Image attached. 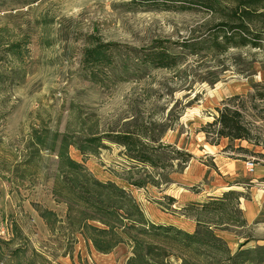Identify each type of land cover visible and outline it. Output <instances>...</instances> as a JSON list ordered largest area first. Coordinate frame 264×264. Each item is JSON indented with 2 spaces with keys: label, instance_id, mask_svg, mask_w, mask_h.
<instances>
[{
  "label": "rangeland",
  "instance_id": "1",
  "mask_svg": "<svg viewBox=\"0 0 264 264\" xmlns=\"http://www.w3.org/2000/svg\"><path fill=\"white\" fill-rule=\"evenodd\" d=\"M167 6L142 0H0V242L10 249L26 245L28 260L125 264L131 255L125 244L109 254L97 253L67 229L65 195L56 185L61 174L58 158L53 152L38 151L33 141L37 132L48 133L49 139L54 133L68 134L79 144L90 135L144 134L155 139L152 146L189 152L192 161L209 166L211 160L204 153L209 144L200 129L212 123L226 98L242 96L234 106L242 111L259 145L244 141L231 145L256 155L225 151L226 140L216 149L252 162L256 170L264 166V157L258 155L264 156V99L255 96L264 94V22L254 21L263 32L259 48H229L217 54L205 44L195 54L173 50L182 59L172 69H135L128 59L131 50H146L156 41L205 39L219 21L201 8ZM92 37L117 50L118 67L99 72L95 81L81 63ZM19 42H29L22 58L6 51ZM69 155L95 179L112 181L127 191L150 222L195 230L194 212L182 211V205L167 207L164 198L165 187L181 185L179 176L185 174L189 180V169L184 170L173 153L160 151L156 156L166 169L136 163L123 148L107 141L94 154L70 147ZM249 174L236 181L245 183L241 193L250 198ZM208 183L204 179L200 184ZM201 185L188 189L197 192ZM39 208L57 215L60 222L53 230L37 215ZM230 209L223 215V226L215 228L229 252L264 247V213L256 224L242 226V211ZM166 249L173 254L168 263L180 264L182 253ZM187 257L192 264H204L193 255Z\"/></svg>",
  "mask_w": 264,
  "mask_h": 264
},
{
  "label": "trees",
  "instance_id": "2",
  "mask_svg": "<svg viewBox=\"0 0 264 264\" xmlns=\"http://www.w3.org/2000/svg\"><path fill=\"white\" fill-rule=\"evenodd\" d=\"M147 4H167L179 6L177 9L192 10L201 8L211 12L219 21L213 26V32L207 38H195L172 43L169 41H156L146 50L130 52L131 62L135 69H172L179 65L182 56L173 50H188L198 53L200 47L209 44L207 49L217 54H223L229 48L250 47L259 48L262 33L254 21L264 22V0H142ZM221 20V21H220ZM89 47L83 49L82 67L89 71L92 81H95L99 72L115 69L117 62L114 53L115 46L103 44L93 37L90 38ZM26 43H12L6 49L11 55L22 58L27 55ZM133 53V54H132ZM127 65L123 63L122 66ZM258 99H264L263 93H257ZM242 96L226 98L216 108L217 115L212 123L200 129L205 136L206 143L217 146L222 140H228L225 151L232 150L238 153L256 154L244 147H233V142H246L257 147L259 142L252 135L249 124L244 119L239 107L234 106ZM48 133L37 132L33 141L38 151L53 152L58 158V170L61 174L56 177V185L64 192L66 205V226L74 234H79L91 243L97 253L109 254L119 245H129L131 255L125 264H169L171 253L168 248H174L182 253L178 258L180 264H192L188 255L195 256L204 264H264V247L254 250H241L231 254L226 242L215 234V228L223 226V215L230 212V207H237L240 199H249V196L240 192L229 190L221 197H214L200 205L189 204L182 211L194 212L195 230L185 232L174 225L154 224L150 222L140 209L135 199L112 181L101 182L91 176L82 164L74 161L69 155V148L74 147L80 154L90 152L94 154L104 141L114 143L123 148L124 153L134 162L153 169H166L156 159L160 151L171 152L181 166L193 159L189 152H180L171 146L156 147L146 136L129 133L110 135L85 136L79 144L68 134L51 135L48 143ZM259 156L264 157L262 154ZM244 160V159H242ZM141 188V187H139ZM167 207L173 205V198L164 197ZM177 212V211H175ZM37 215L43 220L47 228L54 229L60 222L57 215L46 209H36ZM229 215V214H228ZM211 217V218H209ZM215 218H218L215 220ZM229 220V218H228ZM241 225H247L241 220ZM15 236L21 240L18 230L13 229ZM16 249L0 242V263L2 264H36L28 260L27 246L20 244ZM194 264V263H193Z\"/></svg>",
  "mask_w": 264,
  "mask_h": 264
},
{
  "label": "crops",
  "instance_id": "3",
  "mask_svg": "<svg viewBox=\"0 0 264 264\" xmlns=\"http://www.w3.org/2000/svg\"><path fill=\"white\" fill-rule=\"evenodd\" d=\"M218 146H205L206 150L204 153L210 158L211 165L205 166L203 163H197V161L192 160L184 164L186 166L184 170L189 169V180H186L188 178L184 177L185 174L179 176L180 180L178 182L181 185L177 183L175 186L165 187L164 197L173 198L175 200L173 205H182L184 207L189 204L200 205L214 197H220L229 190L243 193L245 183L237 182V177L245 178L250 175L249 173H252V178H250L252 186L251 190H249L251 197L249 199H240L238 209L242 211L243 220H245L247 225H254L264 213V180H262L264 179V166H261V170H256L255 167V169L249 171L245 160L227 157L226 153L216 149ZM204 179L209 183L201 185L200 183ZM170 181V183L174 182L172 179ZM170 183L166 184V186L170 185ZM196 185H201L202 188L196 187L197 192H191L188 189ZM173 205H170V207ZM180 217L183 218V216Z\"/></svg>",
  "mask_w": 264,
  "mask_h": 264
},
{
  "label": "built area",
  "instance_id": "4",
  "mask_svg": "<svg viewBox=\"0 0 264 264\" xmlns=\"http://www.w3.org/2000/svg\"><path fill=\"white\" fill-rule=\"evenodd\" d=\"M245 164L247 165V169L249 171H252L254 169V164L252 162H246Z\"/></svg>",
  "mask_w": 264,
  "mask_h": 264
}]
</instances>
